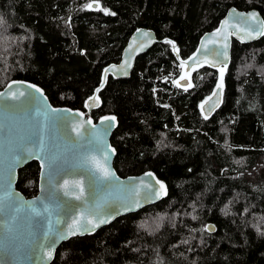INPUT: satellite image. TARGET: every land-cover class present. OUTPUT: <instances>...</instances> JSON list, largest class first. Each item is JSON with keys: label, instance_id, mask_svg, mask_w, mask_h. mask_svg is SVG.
Here are the masks:
<instances>
[{"label": "trees", "instance_id": "obj_1", "mask_svg": "<svg viewBox=\"0 0 264 264\" xmlns=\"http://www.w3.org/2000/svg\"><path fill=\"white\" fill-rule=\"evenodd\" d=\"M229 6L257 9L264 21V0H0V89L28 81L54 106L84 111L133 29L157 38L127 79L106 77L89 116L116 119L115 172L150 171L166 194L62 242L50 264H264V35L231 39L221 101L207 119L200 104L219 69L198 65L188 84L173 83ZM38 170L36 161L17 170L26 197Z\"/></svg>", "mask_w": 264, "mask_h": 264}, {"label": "water", "instance_id": "obj_2", "mask_svg": "<svg viewBox=\"0 0 264 264\" xmlns=\"http://www.w3.org/2000/svg\"><path fill=\"white\" fill-rule=\"evenodd\" d=\"M252 13L256 15L255 20L250 18ZM262 23L263 18L257 9L242 10L229 6L217 26L199 37L193 54L183 61L184 71L188 72L198 65H205L210 69H218L213 66L214 64L223 66L222 57H217L215 52L223 51L225 43L228 63L231 39L240 43L257 41L261 35L256 36L255 33L260 30ZM248 32H252L254 38H250ZM144 33L148 35L145 36ZM225 36L227 40L224 39ZM156 42L157 38L152 29L146 27L133 29L121 49L118 61L109 63L102 69L98 85L85 101L84 111L50 104L41 88L28 81L11 80L0 89V93H5L11 84L10 91L17 95L21 91L26 93L19 99L0 97V264H50L56 248L67 239L91 235L117 217L135 212L165 196L164 184L150 171L124 177L115 172L112 165L115 150L110 144V136L117 125L116 119L105 120V117H114L106 115L93 121L89 116V112L99 104L97 92L106 77L127 79L135 59ZM186 82V79L180 80L179 84ZM29 85L34 87L29 88ZM220 101L221 89L216 86L200 104L202 115L207 117L211 115ZM49 109L60 110L56 113L58 119L45 120L44 114ZM89 120L91 124L87 123ZM105 129L108 131L103 135ZM93 133L102 136L99 143L89 142ZM41 137L46 147L51 148L53 154L60 155L62 159L61 170L56 176L54 186L49 183L47 175H42L47 169L42 166L41 160L36 157L27 158V154L20 151L21 148H33L35 151ZM17 155L20 162L15 166L14 173H10L9 165L13 156ZM92 157H95V161L91 159ZM30 161H36L39 167L37 191L34 195L26 197L16 189L15 182L17 170ZM97 163L110 169L115 179L93 188L90 181L93 173L99 175L96 171ZM148 173L151 175H147ZM65 180L69 183L73 180L82 181L84 191L80 200L64 196V189L61 186ZM155 192H159V196L151 195L150 199H145ZM135 200L140 201L139 207L131 211L123 210L124 204H131ZM28 202H34L31 208ZM97 205L101 207L97 209ZM45 206L48 212H44ZM32 208L42 215L34 216ZM91 211H99L100 216L95 219L105 218L108 222L93 229L84 219ZM74 218L80 221L77 234L68 235L69 225ZM206 229L213 231L214 227L207 223ZM45 232H49L48 240L44 238ZM57 234L64 235L65 238L57 239L56 243L51 245L49 259L44 253L48 250L51 238ZM42 244L44 247H41Z\"/></svg>", "mask_w": 264, "mask_h": 264}, {"label": "snow or ice", "instance_id": "obj_3", "mask_svg": "<svg viewBox=\"0 0 264 264\" xmlns=\"http://www.w3.org/2000/svg\"><path fill=\"white\" fill-rule=\"evenodd\" d=\"M86 7L91 8L92 5H86ZM103 11H105V14H113L114 13H109L106 9H101ZM250 18L255 20L256 19V15L255 13L250 14ZM145 36H147V33H144ZM247 35L250 38H254L253 37V33L252 32H248ZM256 36L259 35H264V23L261 24V28L260 30H258L255 33ZM225 40H227V36L224 37ZM169 43H171L169 41ZM215 55L217 57H222V63L223 66H220V64H214V67H218L219 69V73H220V83L217 85L218 89H222L223 87V77L227 68V60H228V54H227V44L225 43L223 45V51H217L215 52ZM181 66H183V62L181 64ZM107 72V69L105 70ZM187 77L182 75L180 77V80H185ZM174 84H176L177 86H179V81H174ZM189 87L191 85H188ZM29 88H32L34 86L29 85ZM12 88V85H8V89H6L5 93H0V97H5V98H11V99H19L20 96H24L26 95L25 92L21 91L19 92V94L17 95V93L10 91ZM185 90H187V87L185 88ZM37 92H40L39 89H36ZM42 95V93H41ZM214 95H217V93H214ZM203 107V106H201ZM60 110L57 109H49V111L47 113L44 114L45 116V120H50V121H55L56 119H58V117L56 116V113L59 112ZM82 115V114H81ZM205 119H207V115L204 117ZM114 117H105V120H114ZM88 124H91V120L87 121ZM103 123V121H102ZM75 127L73 128V130H75ZM107 129L104 130L103 135L107 134ZM77 135L79 136L80 134L77 133ZM102 140V136H98L97 134L93 133L92 134V139L89 141L90 143H99ZM21 152L26 153L27 154V158H32V157H36L39 158L41 160V164L43 167H45L47 169V171L45 173H43L42 175H47L48 179H49V183L53 184L54 186V181L56 179V176L59 174L60 170H61V163H62V159L60 155L57 154H53L52 149L46 147L45 145V141L43 139V137H41L37 143L36 146V150L34 151L33 148H21L20 149ZM114 151V150H113ZM107 159V157H105ZM93 161H95V157L91 158ZM20 162V157L17 156H13L12 158V162L9 165V172L10 173H14V169L15 166ZM96 171L99 173V175H96L95 173L92 174L91 177V181L90 184L93 188L97 187L98 185L104 183L105 181H110L112 179H115V175L112 171H110V169H108L107 167L101 166L99 163L96 164ZM147 175H151V173H148ZM159 183V182H157ZM64 189V196L66 197H72L75 200H80L83 196V186H82V181L81 180H73L71 183H69L68 180H65L63 185L61 186ZM145 187H148V185H145ZM161 188H163V185H161ZM137 196L139 195V192H137L136 194ZM151 195H155V196H159V192H155L153 194H150L148 196L145 197V199H150ZM39 199V198H38ZM34 202H28L29 207H32V204ZM140 206V201L139 200H135L133 201L131 204H124L123 205V210L124 211H131L133 210L135 207H139ZM101 205H97L96 208H100ZM32 212L34 214V216H41L42 213L37 211L35 208H32ZM44 212H48V208L47 206L44 207ZM83 216V214H82ZM100 216L99 211H91L89 212L87 217H84V219H86L87 224L88 225H92V228L94 229L95 227H98L100 224H104L107 223L108 220L105 218H99V219H95V217ZM79 219L74 218L72 220V224L69 225V231H68V235H76L77 234V227L79 226ZM51 231V229L49 228V232ZM49 232H45L44 233V238L46 240L49 239ZM65 236L64 235H60L57 234L55 237L51 238L48 250L45 251V256H47L49 259L51 258V245L55 244L57 239H64ZM41 247H44V245L42 244Z\"/></svg>", "mask_w": 264, "mask_h": 264}, {"label": "rangeland", "instance_id": "obj_4", "mask_svg": "<svg viewBox=\"0 0 264 264\" xmlns=\"http://www.w3.org/2000/svg\"><path fill=\"white\" fill-rule=\"evenodd\" d=\"M182 75H184V76L187 77V78H186V81L189 80V73H188V72H182V73L179 75V77H177L176 81H180V77H181ZM219 77H220V76H219ZM218 81L220 82V79H218ZM187 84H188V82H187ZM218 84H219V83H216V86H217ZM216 86H214L213 89H214ZM213 89H212V91H213ZM212 91L209 92V93L205 96V98L208 97V96L212 93ZM205 98H204V99H205ZM204 99H203V100H204ZM203 100H202V101H203ZM202 101H201V102H202Z\"/></svg>", "mask_w": 264, "mask_h": 264}]
</instances>
